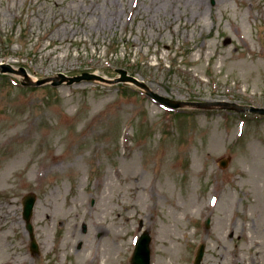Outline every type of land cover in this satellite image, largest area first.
Segmentation results:
<instances>
[{
	"label": "rangeland",
	"instance_id": "obj_1",
	"mask_svg": "<svg viewBox=\"0 0 264 264\" xmlns=\"http://www.w3.org/2000/svg\"><path fill=\"white\" fill-rule=\"evenodd\" d=\"M0 64L264 107V0H0ZM22 79L0 71V264H131L146 229L152 264H194L201 242L202 264H264V116Z\"/></svg>",
	"mask_w": 264,
	"mask_h": 264
},
{
	"label": "water",
	"instance_id": "obj_2",
	"mask_svg": "<svg viewBox=\"0 0 264 264\" xmlns=\"http://www.w3.org/2000/svg\"><path fill=\"white\" fill-rule=\"evenodd\" d=\"M81 77L82 76L73 78V80L81 79ZM88 77H93V76L89 75ZM124 78H126V77H124ZM39 83H42V81H40ZM59 83L60 82H56V84H59ZM35 201H36V196L33 194L27 195L24 199V216L27 220L30 219ZM149 241H150L149 234L144 233L143 236L141 237L140 241H139L137 250L133 256V263H135V264H150ZM34 246H35V242H34ZM204 248H205V245L202 244L200 249H199L198 256H197L198 262L201 260V258L203 256Z\"/></svg>",
	"mask_w": 264,
	"mask_h": 264
}]
</instances>
